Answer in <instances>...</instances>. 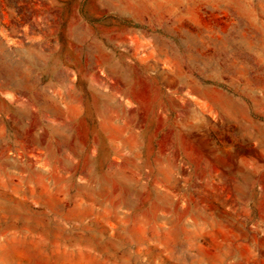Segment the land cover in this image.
Here are the masks:
<instances>
[{
    "label": "rangeland",
    "instance_id": "374dc122",
    "mask_svg": "<svg viewBox=\"0 0 264 264\" xmlns=\"http://www.w3.org/2000/svg\"><path fill=\"white\" fill-rule=\"evenodd\" d=\"M0 264H264V0H0Z\"/></svg>",
    "mask_w": 264,
    "mask_h": 264
}]
</instances>
